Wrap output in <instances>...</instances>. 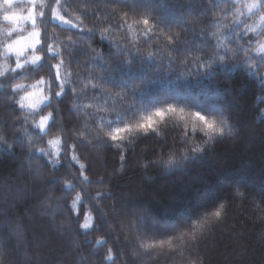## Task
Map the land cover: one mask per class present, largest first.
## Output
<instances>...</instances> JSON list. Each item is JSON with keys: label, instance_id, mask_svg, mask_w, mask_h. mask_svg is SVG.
<instances>
[{"label": "snow or ice", "instance_id": "1", "mask_svg": "<svg viewBox=\"0 0 264 264\" xmlns=\"http://www.w3.org/2000/svg\"><path fill=\"white\" fill-rule=\"evenodd\" d=\"M27 5L21 11L17 0H0V16L10 25L0 41L6 62L0 77L7 82H0V155L22 152V170L34 183L48 185L33 211L68 239L75 264H125L126 252L142 264L151 250L165 247L180 264H203L201 242L226 224L238 198L249 200L264 221V179L259 203L237 184L187 223L160 218L139 191L121 196L110 187L130 167L128 153L145 140L157 150L151 158L142 150L135 166L172 173L237 137L234 105L225 96L233 92V76L243 75L257 81V99L264 101V0H177L175 16L164 11L167 0L159 9L155 0H27ZM52 21L61 26L62 38ZM26 28V35L13 38ZM97 34L109 42L107 52L94 46ZM45 66L46 78L37 73L30 84L18 82L25 69ZM165 84L176 86L174 95L157 90ZM194 88L217 99L197 104L190 98ZM64 108L72 123H65ZM169 137L173 143L164 148ZM101 149H115L118 157L107 178L90 160L93 152L100 159ZM0 216L7 217L0 220V264H33L24 222L34 224L33 217L22 220L9 211ZM117 231L124 246L114 251L111 236ZM78 234L96 238L82 245ZM259 238L264 240V232ZM35 264L45 262L37 255Z\"/></svg>", "mask_w": 264, "mask_h": 264}, {"label": "trees", "instance_id": "2", "mask_svg": "<svg viewBox=\"0 0 264 264\" xmlns=\"http://www.w3.org/2000/svg\"><path fill=\"white\" fill-rule=\"evenodd\" d=\"M176 3L177 0H167L168 7L164 11L173 16L178 15ZM155 4L159 9L161 0H155ZM24 6L27 9L26 3ZM37 22L40 23L39 20ZM52 23L56 25L55 32L60 33L62 38L61 26L57 25L56 21ZM28 30L25 29V31ZM45 31L46 29L41 26L42 38L47 39L43 36ZM21 34L24 33H15V36ZM93 44L105 52L110 47L109 42L100 39L98 34ZM39 54L43 55L42 52ZM12 59L14 58H9L7 63L14 68ZM4 63L6 64L5 57L0 47V71L6 69ZM37 73L46 78L47 67L45 66L43 71L34 69L29 72L25 69L17 80L26 85L30 84L38 78ZM0 82H4L7 86L3 77H0ZM242 83H245L246 87L241 90ZM233 85V92L225 96V101L234 105L240 129L237 137L218 142L204 156L190 161L184 169L172 173H166L159 167L143 170L135 166L134 161L140 156L142 150L149 158L157 150L152 147L153 141L145 140L136 146L134 153H128L130 167L126 174L118 177L115 183L110 185L111 189L121 196L139 191L153 211L169 222L180 220L187 223L205 209H210L216 201L226 197L237 184L242 186V190H247L246 195L252 193L259 203L260 181L264 179V115H261L264 101L257 99L260 88L255 79L234 75ZM175 87L174 84H165L158 86L157 90L174 95ZM0 91L3 90L0 89ZM84 103L88 101L85 100ZM62 115L67 118L65 123L73 122L66 108L62 111ZM172 143L169 137L168 144L163 147L167 148ZM39 155L37 153V156ZM99 155L101 158L96 159L97 153H91L90 160H95L92 166L98 175L107 178L108 172L118 166L116 150L101 149ZM23 157L24 154L20 151H17L15 156L0 155V211H9L10 215L19 216L22 220L26 215L33 217L32 225L24 220L30 241L28 253L33 257V264L37 255L44 260L45 264H75V257L68 254V239L61 238L59 234L52 232L46 226L47 221L41 223L42 218L33 211L48 185L34 183L31 180V174L22 170ZM39 163L43 167L45 158L41 157ZM67 163L68 161H65V164ZM105 165L107 171L104 170ZM45 175L48 180L53 179L49 169H45ZM90 190L94 194V190ZM111 203L109 201L108 206ZM9 204L12 205L11 209L8 208ZM88 207L87 203L83 205L85 213ZM259 215L260 213L253 208L249 200L238 198L229 209L226 224L215 228L210 236L201 242L199 252L203 264H264V240L259 238V234L264 232V221L258 219ZM6 218L0 216V220ZM77 238L83 245L85 239L93 240L96 237L85 238L84 235L78 234ZM111 241L114 251L115 246H124L123 236L118 231L112 234ZM36 243H41L39 249L35 247ZM82 250L87 255V250ZM121 260L125 264H137L138 258L126 252ZM142 264H180V261L174 259L169 249L165 247L151 250L142 258Z\"/></svg>", "mask_w": 264, "mask_h": 264}, {"label": "clouds", "instance_id": "3", "mask_svg": "<svg viewBox=\"0 0 264 264\" xmlns=\"http://www.w3.org/2000/svg\"><path fill=\"white\" fill-rule=\"evenodd\" d=\"M190 98L197 104L208 105L217 99V95L211 91H206L200 88H194Z\"/></svg>", "mask_w": 264, "mask_h": 264}, {"label": "rangeland", "instance_id": "4", "mask_svg": "<svg viewBox=\"0 0 264 264\" xmlns=\"http://www.w3.org/2000/svg\"><path fill=\"white\" fill-rule=\"evenodd\" d=\"M24 3L27 4V0H17V5H19V9L18 10H21V11H26V7L24 6ZM2 17V16H0ZM2 20V22H1ZM0 20V41H3L6 39V36H5V33H4V29L7 28V27H10V25H8L7 22L3 21V19ZM24 34L23 35H26L27 34V31H24L23 32ZM18 36H15V33H14V36L13 38H16ZM7 39H11V38H7ZM5 65V63H4ZM2 66H3V63H2ZM5 67V66H4ZM6 69H3V71H5Z\"/></svg>", "mask_w": 264, "mask_h": 264}]
</instances>
